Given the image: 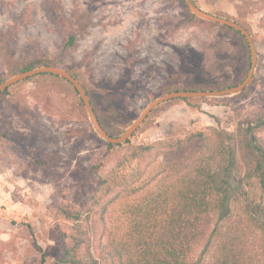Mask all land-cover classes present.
Listing matches in <instances>:
<instances>
[{
	"label": "rangeland",
	"instance_id": "1",
	"mask_svg": "<svg viewBox=\"0 0 264 264\" xmlns=\"http://www.w3.org/2000/svg\"><path fill=\"white\" fill-rule=\"evenodd\" d=\"M195 2L251 31L259 63L243 93L165 103L130 145L117 148H107L94 132L74 89L61 79L36 78L0 94V264H70L58 262L67 248L79 264H118L127 247L138 252L151 239H168L171 211L179 204L168 188L207 159L224 179L227 163L218 150L228 144L236 147L231 180L242 198L218 232L216 215L198 223L203 235L191 261L202 254L201 264H215L235 238L243 264H264V230L257 225L264 222V173L256 170L246 132L264 118V0ZM191 14L178 0H0V83L17 74L24 59L57 60L91 92L104 128L119 136L170 90L219 89L247 75L246 41ZM186 17L185 26H175ZM69 21L78 26V41L65 54ZM132 45L137 63L128 66ZM196 132L204 136L185 142ZM255 134L264 147V125ZM161 141L174 148L158 157L135 155L134 147ZM247 205L256 208L253 218Z\"/></svg>",
	"mask_w": 264,
	"mask_h": 264
},
{
	"label": "trees",
	"instance_id": "2",
	"mask_svg": "<svg viewBox=\"0 0 264 264\" xmlns=\"http://www.w3.org/2000/svg\"><path fill=\"white\" fill-rule=\"evenodd\" d=\"M178 1L181 2L185 11L189 12L188 6L186 4V0H178ZM216 15L221 16L219 14ZM221 17L232 19L229 16H221ZM190 18L194 20H198L197 17H195L192 14L190 15ZM188 20L189 18L186 17L185 20L182 19L176 21L174 22V24L177 27H183L186 25ZM63 27H64L63 28L64 43L62 47V52L65 54H69L77 46L78 26L76 25L75 21H69V23L65 22ZM225 28H227L229 31H231L234 34L241 36L245 40V38L241 35L240 32L231 29L229 27H225ZM129 50H130V54L127 60L128 66L131 63L133 64L137 63V60L134 59V57L136 56L133 45L130 46ZM45 65L60 67V63L57 60L45 59L43 57L31 58V59L27 58L22 60L16 66V72L17 73L24 72ZM249 69H250V64L247 70ZM70 73L78 79V76L76 74H73L72 72ZM45 76L61 79L67 82L74 89L72 84L66 81L65 79L47 74L32 77L24 82L32 81L35 80L36 78H41ZM246 76L238 84H229L219 89L237 86L244 81ZM84 88L87 90V93L93 104L94 110L98 116V110L95 106L94 98L91 95V92L88 90V88L86 86H84ZM178 90H215V89H206L203 87H198V88H186V89L178 88L170 91H178ZM9 91L10 88L0 94H7ZM74 91L78 97L79 104L82 107H84L82 100L78 96V93L76 92L75 89ZM201 100H208V99H201ZM175 101H183V100H175ZM193 101H199V100H184L183 102L190 104ZM99 121L102 124L100 118ZM249 128L246 129L247 133L249 132ZM203 136L204 134L202 132L192 133L188 136V139L185 142L192 141L196 138H201ZM223 136L232 139V134L229 132L224 133ZM255 140L257 142V146L260 149L264 150V147L260 145L256 134H255ZM185 142L178 141L176 145L180 146ZM130 143H131V139H129L126 143L122 145H113L106 143V146L107 148H117V147H122L124 145H130ZM173 148H174L173 143H167L161 141L152 145H142V146L134 147L133 150L134 152H136L135 155L155 154V156L158 157L160 154H166ZM248 148L250 152L253 154V156L256 158L255 167L257 172L264 173V157L258 155L254 151L250 140L248 142ZM218 152L220 156L225 155V160L227 163V166L224 167V169L222 170V172H224V179H222L221 181L218 180L217 178L218 173L216 171H213L212 168L208 166V159H207V163H203L202 161L200 164H198L199 168L196 169L193 168L190 172L184 173L182 175L181 181L171 184V186L168 188V191L172 190L173 188L172 191L173 198H179L178 208L181 210L180 212L177 211L176 209L178 208L177 206H175L176 209H173L171 211L170 224L172 228L170 230V237L168 239H164L163 237L159 239L157 238L156 240L151 239V241L143 245V247L140 248L138 252L134 251L130 246L127 247V249L123 253L119 254L118 264H190V263L201 264L202 263L203 261L201 257L202 254L200 258L191 261L195 249L194 247L195 243L198 240L199 236L203 235V232L199 231L200 229L198 223L200 224L201 220L206 219L205 222L209 224L211 223L212 215H216L218 218L216 232H218L220 223L230 218V216L232 215V211H233L232 209L234 204L240 202L242 198L241 193L238 192L237 186L231 180L232 171L236 166V157H237L236 147L233 144L223 145V148L221 150H218ZM35 163L39 167L42 166L43 164L38 159H35ZM168 200H169L168 197L163 198V202L166 204ZM254 208L255 207H252L250 205H247L245 207L247 215H250L251 218H253L252 217L253 210L256 209ZM61 212L69 219L79 220L80 216L76 212H71L68 209H61ZM259 221L262 220L259 219L258 222ZM177 224H180L179 227L182 228L176 230L177 227L175 225ZM257 225L260 227V229L264 230L263 221L261 223H258ZM212 238L213 237L209 239L208 244H211ZM236 246H237V240L235 238L231 239V241H228L225 245H223L222 255L215 262V264H243L242 260L245 258V256L241 251L236 250ZM71 256H72L71 249L67 248L64 251L62 258L59 259L58 262H63V263L70 262V264H79V262L75 261L73 256L72 257ZM40 264H44V260Z\"/></svg>",
	"mask_w": 264,
	"mask_h": 264
},
{
	"label": "water",
	"instance_id": "3",
	"mask_svg": "<svg viewBox=\"0 0 264 264\" xmlns=\"http://www.w3.org/2000/svg\"><path fill=\"white\" fill-rule=\"evenodd\" d=\"M186 4L188 6L189 11L197 18L221 25L223 27H229L241 33V35L245 38L251 56V65L249 72L242 83L237 86L228 87L224 89H215V90H178L166 93L161 95L154 100L150 101L140 112L138 117L126 128V130L119 136H113L102 126L99 121V118L94 110L91 99L87 93V90L84 88L83 84L68 70L62 67L55 66H40L28 71L19 72L10 78L4 80L0 83V93L5 90L24 82L32 77L39 75H54L65 79L70 82L76 92L78 93L79 98L82 100L84 108L87 112L90 124L94 130V132L106 143L113 145H122L126 143L129 139H131L134 134L140 129V127L144 124L148 116L155 111L159 106L175 101V100H201V99H225L229 97L236 96L238 94L243 93L253 82L257 67L259 63L258 57V48L255 42V39L249 29H247L243 24L237 22L234 19H229L225 17H221L215 15L211 12L205 11L201 8L195 0H186ZM264 125V118L259 119L254 124H252L249 128L250 134V142L254 149V151L264 157V150L260 149L257 146V142L255 140V131Z\"/></svg>",
	"mask_w": 264,
	"mask_h": 264
}]
</instances>
